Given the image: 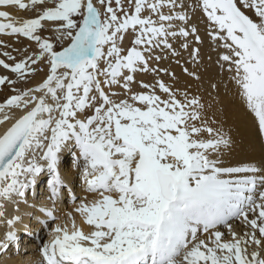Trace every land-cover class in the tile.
Listing matches in <instances>:
<instances>
[{"label":"snow or ice","instance_id":"snow-or-ice-1","mask_svg":"<svg viewBox=\"0 0 264 264\" xmlns=\"http://www.w3.org/2000/svg\"><path fill=\"white\" fill-rule=\"evenodd\" d=\"M0 96V264H264V0H0Z\"/></svg>","mask_w":264,"mask_h":264},{"label":"bare ground","instance_id":"bare-ground-1","mask_svg":"<svg viewBox=\"0 0 264 264\" xmlns=\"http://www.w3.org/2000/svg\"><path fill=\"white\" fill-rule=\"evenodd\" d=\"M18 15H23V13H18ZM194 22L198 24V26L201 28V32L203 34L204 25L202 23H200L198 18ZM4 39H7V38H4ZM10 42L12 43L13 47H21L22 46V44L17 43L14 40L10 41ZM24 43H27V42L25 41ZM9 50H11V49H9ZM205 51H208V49L205 48ZM13 54L15 55V53H13ZM176 70L179 73V69L177 68ZM212 71L215 72V68H213ZM189 82L194 84V82H191V81H189ZM0 98H2V97H0ZM0 131H2V129H0ZM236 159H239V157H237ZM71 161H72L71 157H69V156L65 157V160L62 163V169H67L71 165ZM71 171H72L73 175L70 176L71 183L69 184V187L73 189V192L77 196H80V194H81V197H82L84 195V192H83V180L79 176V174H78V172H77V170L75 168H72ZM41 180H43V181H40V182L42 183V185L44 187L41 188L42 185H38L39 188H37V191L39 193V197L42 198L41 201H45L46 202L47 201V196H48V188L45 185L46 184V180H47V174L42 175ZM63 199L61 200V202H59L58 207H60V212H61L60 216L64 215V217H65V214L67 212L72 211V209L74 208V205H73L70 197L65 196ZM78 222H79V220H78ZM2 228H3V226L0 225V230H2ZM27 245L28 244H24V248L21 249V252L26 250ZM10 252H12L11 249H10ZM10 252H9V256L11 254ZM9 256L6 257L5 259L9 260L10 264H33V262L38 261V251L34 250L32 248H30L29 250L25 251L24 253H20L17 257H15L13 255H11V257H9Z\"/></svg>","mask_w":264,"mask_h":264},{"label":"rangeland","instance_id":"rangeland-1","mask_svg":"<svg viewBox=\"0 0 264 264\" xmlns=\"http://www.w3.org/2000/svg\"><path fill=\"white\" fill-rule=\"evenodd\" d=\"M0 97H2V96H0ZM79 195V194H78ZM80 196H81V194H80ZM64 200V199H63Z\"/></svg>","mask_w":264,"mask_h":264}]
</instances>
